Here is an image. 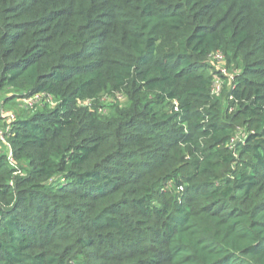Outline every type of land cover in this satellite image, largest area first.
Segmentation results:
<instances>
[{
    "label": "trees",
    "instance_id": "1",
    "mask_svg": "<svg viewBox=\"0 0 264 264\" xmlns=\"http://www.w3.org/2000/svg\"><path fill=\"white\" fill-rule=\"evenodd\" d=\"M36 97L0 264H264V0H0V107Z\"/></svg>",
    "mask_w": 264,
    "mask_h": 264
},
{
    "label": "rangeland",
    "instance_id": "2",
    "mask_svg": "<svg viewBox=\"0 0 264 264\" xmlns=\"http://www.w3.org/2000/svg\"><path fill=\"white\" fill-rule=\"evenodd\" d=\"M218 67L225 68V64H219ZM235 71L231 69H226L225 76L228 80H232V77H234ZM221 84V83H220ZM6 94H3V97H5ZM48 100L41 101L40 99H35L33 101H25V100H10L5 105L0 107V116L2 118H5L6 120L13 119L19 115H22L23 112L32 110L35 111V104L41 105L42 103H46ZM105 103V102H104ZM107 103V102H106Z\"/></svg>",
    "mask_w": 264,
    "mask_h": 264
},
{
    "label": "built area",
    "instance_id": "3",
    "mask_svg": "<svg viewBox=\"0 0 264 264\" xmlns=\"http://www.w3.org/2000/svg\"><path fill=\"white\" fill-rule=\"evenodd\" d=\"M213 59L218 63V64H223L224 62V57L222 54L220 53H217L213 56ZM219 71L225 76V73H226V68H223V67H220L219 68ZM220 81H217L214 88H213V93L214 94H218L219 93V89H220ZM38 97L32 99V100H26V101H33V100H37ZM176 110V108H175Z\"/></svg>",
    "mask_w": 264,
    "mask_h": 264
}]
</instances>
